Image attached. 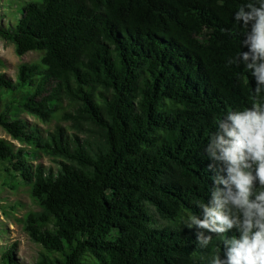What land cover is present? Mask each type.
<instances>
[{
  "label": "trees",
  "instance_id": "trees-1",
  "mask_svg": "<svg viewBox=\"0 0 264 264\" xmlns=\"http://www.w3.org/2000/svg\"><path fill=\"white\" fill-rule=\"evenodd\" d=\"M260 2L36 0L0 27L17 56L40 55L0 76V127L21 145L0 140V172L39 206L23 219L33 264H210L226 237L201 248L187 221L211 196L219 121L264 103L228 63L247 50L235 13ZM11 250L2 264H18Z\"/></svg>",
  "mask_w": 264,
  "mask_h": 264
},
{
  "label": "clouds",
  "instance_id": "clouds-1",
  "mask_svg": "<svg viewBox=\"0 0 264 264\" xmlns=\"http://www.w3.org/2000/svg\"><path fill=\"white\" fill-rule=\"evenodd\" d=\"M234 19L248 29L242 41L247 50L228 63H243L251 71L254 93L260 96L264 93V0L241 5ZM205 152L213 161L209 164L213 188L210 199L198 204L200 213L189 216L187 226L196 229L201 248L211 243L213 235L226 237L210 264H264V103L228 113ZM233 230L236 234L227 237Z\"/></svg>",
  "mask_w": 264,
  "mask_h": 264
},
{
  "label": "rangeland",
  "instance_id": "rangeland-1",
  "mask_svg": "<svg viewBox=\"0 0 264 264\" xmlns=\"http://www.w3.org/2000/svg\"><path fill=\"white\" fill-rule=\"evenodd\" d=\"M31 1L36 0H0V27L3 28L9 23L14 24L17 19V10ZM39 60L40 55L37 53H28L22 57L17 56L14 45L0 38V76L4 75L13 80L20 65L35 64ZM21 118L27 124L33 125L45 133L51 132L57 125L63 128L67 127V124L60 120V115H56L47 124L27 115H22ZM0 140L10 143L15 149L21 147L1 127ZM37 164L49 168L56 166L47 157H41L33 165ZM5 181L6 174L0 172V264H2V255L12 248V257L18 264H33L37 259L40 247L34 244L25 233L23 219L28 213L37 212L39 206L32 199L28 184L19 183L15 187L4 184Z\"/></svg>",
  "mask_w": 264,
  "mask_h": 264
}]
</instances>
